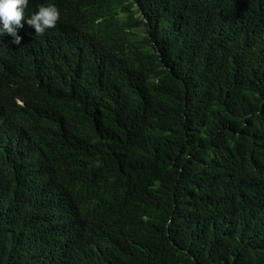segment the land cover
Wrapping results in <instances>:
<instances>
[{
  "label": "trees",
  "instance_id": "obj_1",
  "mask_svg": "<svg viewBox=\"0 0 264 264\" xmlns=\"http://www.w3.org/2000/svg\"><path fill=\"white\" fill-rule=\"evenodd\" d=\"M48 3L0 36V264H264V0Z\"/></svg>",
  "mask_w": 264,
  "mask_h": 264
},
{
  "label": "clouds",
  "instance_id": "obj_2",
  "mask_svg": "<svg viewBox=\"0 0 264 264\" xmlns=\"http://www.w3.org/2000/svg\"><path fill=\"white\" fill-rule=\"evenodd\" d=\"M28 0H0V36L5 34L13 37V43L19 45L21 37L17 29L23 27L24 21L34 28L36 34H43L47 29L54 28L59 11L52 4H42L29 17L24 15Z\"/></svg>",
  "mask_w": 264,
  "mask_h": 264
},
{
  "label": "rangeland",
  "instance_id": "obj_3",
  "mask_svg": "<svg viewBox=\"0 0 264 264\" xmlns=\"http://www.w3.org/2000/svg\"><path fill=\"white\" fill-rule=\"evenodd\" d=\"M136 31H138L139 33H141V32H142L141 28H139V29H136Z\"/></svg>",
  "mask_w": 264,
  "mask_h": 264
}]
</instances>
